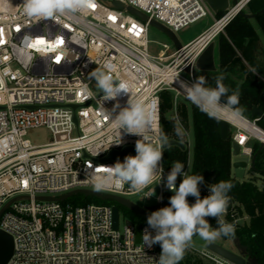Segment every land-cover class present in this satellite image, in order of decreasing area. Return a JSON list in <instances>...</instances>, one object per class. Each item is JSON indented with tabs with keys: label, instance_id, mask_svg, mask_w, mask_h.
Masks as SVG:
<instances>
[{
	"label": "built area",
	"instance_id": "2783aa9c",
	"mask_svg": "<svg viewBox=\"0 0 264 264\" xmlns=\"http://www.w3.org/2000/svg\"><path fill=\"white\" fill-rule=\"evenodd\" d=\"M118 1L174 33L211 14L203 0H97L94 8L60 17L57 23L36 22L21 15L18 6L23 0H0V230L14 240L8 264H155L162 252L159 244L143 248L142 235L148 225L134 218L135 212L129 207L95 203L75 206L69 198L60 200L71 192L86 190L129 201L134 196L154 199L159 210L164 207V196L173 193L165 183L170 171L165 169L164 155L165 180L141 193L130 191L128 185L110 191L93 188L90 177L94 168L113 165L115 161H106L110 154L135 149L140 137L122 130V143L111 145L118 140V133L109 127L103 107L112 112L117 100L121 108L126 107L131 93L102 101L103 94L99 95L89 74L108 64L113 79L131 85L154 110L152 139L158 143L162 136L161 93L172 92L175 107L182 97L186 98L178 83H172L173 78L179 76V80L193 83L192 77L185 76L186 70L252 0L231 5L180 50L163 44L157 56L150 49V21L112 7ZM26 34L44 43L34 39L22 44ZM57 57L59 64L54 62ZM175 119L180 124L176 112ZM258 120L244 121L257 127L261 138L230 123L231 130L235 129L233 143L240 147V155L251 159V142L264 144V130L258 127ZM41 128L50 131L52 141L34 145L28 139L29 132ZM185 134L188 148V131ZM189 164L185 167L188 175ZM182 179L178 177L177 186ZM152 187L155 194L144 198ZM121 206L131 215H126L123 227ZM115 207L119 210L117 230ZM227 214L228 209L224 218ZM149 231L155 235L154 230ZM194 251L209 264H232L208 249Z\"/></svg>",
	"mask_w": 264,
	"mask_h": 264
},
{
	"label": "clouds",
	"instance_id": "9594fccd",
	"mask_svg": "<svg viewBox=\"0 0 264 264\" xmlns=\"http://www.w3.org/2000/svg\"><path fill=\"white\" fill-rule=\"evenodd\" d=\"M96 2L97 0H23L18 7L21 15L28 19L36 22L52 20L57 23L58 18L82 13L91 9ZM44 37H47V33ZM56 38L57 36L54 39ZM34 39L43 40L26 34L22 44L25 41L31 43ZM70 40L72 42L71 37ZM60 41L62 44L65 42L61 35ZM54 62L59 64L60 59ZM89 77L94 78L99 95L103 94L102 101L117 100L121 93H131L126 107L121 108L117 100L112 112H109L102 105L109 117V127L118 133V140L111 145L122 143V130L125 134L140 137L135 143V156L128 155L123 162L117 161L110 166L99 165L94 168L90 177L93 188L96 191H110L128 185L130 191L141 193L150 186L161 183L165 180L162 161L163 148L168 143V138L162 135L158 143L153 142L152 130L155 121L153 108L134 93L131 85L113 79L109 74L108 64L93 70ZM224 79L223 74L218 75L215 78V87L208 86V80L204 76L197 77L191 84L179 80V76H176L172 83L177 82L179 90L185 97L210 119L239 124L246 119L243 108L239 106L240 92L238 88L230 90L223 83ZM117 109L119 112L113 116L112 113ZM175 132L178 137L182 138L184 135L179 127ZM180 176L183 179L177 187V179ZM165 183L174 193L169 199L170 206L162 207L148 215V227L144 229L142 235L143 248L144 246L151 248L155 244H160L162 248L155 264H180L186 251L193 246L194 236L205 242L235 236V224L227 222L224 218L230 203L228 193L234 187L230 181L222 180L209 185L210 195L201 198L199 185L204 183V177L188 175L185 172V165L175 161ZM154 194L155 187H152L144 198ZM189 196L195 198L194 204H189L187 199ZM206 217L215 218L217 226L213 227ZM149 228L155 231V235Z\"/></svg>",
	"mask_w": 264,
	"mask_h": 264
},
{
	"label": "trees",
	"instance_id": "16d2710c",
	"mask_svg": "<svg viewBox=\"0 0 264 264\" xmlns=\"http://www.w3.org/2000/svg\"><path fill=\"white\" fill-rule=\"evenodd\" d=\"M264 0H252L247 9V14H258L254 20L237 16L225 29L226 37L221 34L217 69L214 72H199V76H204L208 80V86L215 87V78L223 74V83L230 90L239 89V106L244 110V116L249 120H255L252 115L254 108L263 111V116L257 122L259 128L264 130V81L257 73H260L257 65L255 51L258 49L261 35L264 36ZM224 12L216 14L219 19ZM256 23L258 30L254 26ZM238 51L251 68L246 66L238 55ZM231 94V92L229 93ZM223 102V98H222ZM175 112L178 114L180 124L175 119ZM161 117L162 135H166L168 140H175L187 146V136L185 130H189L190 122L193 123L194 145L193 160L189 175H202L204 183L199 185L201 198L207 196L209 185L219 181H230L234 187L228 193L230 203L228 214L225 220L235 224V220L246 218L249 220L245 224H235L236 233L234 237H224L232 239L239 247L244 249L246 258L252 264H264V184L260 188L255 181L241 182L233 177V133L230 132L227 139L221 136V121L210 119L196 106L188 105L179 101L175 107V96L172 92L161 93ZM179 127L184 135L178 137L175 129ZM253 156L257 155L256 169L264 175V149L260 151L261 144L257 141L251 142ZM175 161H179L187 167L189 163V150H182L177 146H172L164 150V165L167 171ZM180 181L178 182L179 186ZM177 186V187H178ZM174 193L164 196V207L170 206L169 199ZM75 206L89 203L118 205L117 202L108 199H101L94 195L75 194L72 197ZM69 198V202H70ZM189 204L195 203V198L189 196ZM134 218L140 222L147 223V220L134 214ZM210 224L216 227V219H209ZM180 264H204L202 259L186 253Z\"/></svg>",
	"mask_w": 264,
	"mask_h": 264
},
{
	"label": "water",
	"instance_id": "95a60500",
	"mask_svg": "<svg viewBox=\"0 0 264 264\" xmlns=\"http://www.w3.org/2000/svg\"><path fill=\"white\" fill-rule=\"evenodd\" d=\"M239 0H205V3L207 4L208 8L210 9L211 12H213L215 15L219 12H228L229 9L231 8V5H236L238 4ZM112 7L118 10H126L129 13L135 15L139 19H141L144 22H149L148 16L145 14H142L138 10L132 8V7H125L124 4L121 1L114 2L112 4ZM264 13V10L260 11L259 14ZM240 15L244 16L247 19L254 20L258 14H247L245 12H241ZM150 24L152 27L156 28L157 30L163 32L166 34L172 43L174 44L175 49L180 50L183 47V44L179 41V39L176 36V33L171 31L169 28L166 26L152 20L150 21ZM216 59H215V43H211L209 47L205 50V52L199 57L195 65L190 66L187 70L186 73L188 76L192 77L194 80L198 77L199 72H214L216 71ZM73 109H76V106H73ZM252 115L260 119L263 116V111L260 110L259 108H254ZM74 121L77 122V119L74 118ZM231 132V124L228 123L225 120H221V136L223 139H227L229 134ZM172 146H177L182 150H186V146L178 141L175 140H168V143L164 146V149H167ZM264 149V144H261L260 146V151ZM128 155L135 156L136 151L135 149L128 148L125 151L121 153L113 152L110 154V156L107 158L106 161L113 160L115 162L120 161L123 162L124 158ZM240 155V147L236 144L233 143L232 145V156L236 157ZM257 155L255 154L252 157L251 160V166L252 168L257 172L262 174V172L258 171L256 169V159ZM248 166L247 163L245 162H234L233 167L234 168H246ZM75 194H84L86 196L89 195H94L97 196L101 199H108L112 200L114 202H117L118 204H122L124 206L129 207L132 209L136 214L141 216L142 218L147 220V217L149 213L143 209L138 208L134 204H132L129 200L113 196V195H104L99 192L95 191H86V190H79L75 192H71L67 194L66 196L62 197L60 200H66L70 197H72ZM2 213L0 214L1 217ZM119 227V210L117 207L114 208V228L117 230ZM140 227L137 228V241H140ZM235 242V241H234ZM236 244V242H235ZM237 245V244H236ZM237 248L240 250L239 253H235L231 250L226 249L223 245L217 244L215 242H208L206 244V249L209 251L223 257L224 259L228 260L232 264H252L245 256L246 253L244 249L239 247L237 245ZM158 249L162 251V248L159 244ZM14 253V240L13 237L4 231L0 230V264H8L10 261L11 257L13 256Z\"/></svg>",
	"mask_w": 264,
	"mask_h": 264
},
{
	"label": "rangeland",
	"instance_id": "374dc122",
	"mask_svg": "<svg viewBox=\"0 0 264 264\" xmlns=\"http://www.w3.org/2000/svg\"><path fill=\"white\" fill-rule=\"evenodd\" d=\"M203 1L205 2V0H203ZM247 9H248V7L244 10V12H247ZM215 20H218V19L216 18V15L213 12H211V14L208 17H206V18H204V19H202V20H200L194 24H191L188 27L177 32L176 36L179 39V41L184 45V44L192 41L193 39H195L199 34L204 32L205 30H207L211 25H213ZM253 23H254V26L256 27V29L258 30L256 23L255 22H253ZM149 38L152 41V44L150 45L151 53L155 56H157L160 53V51L163 49V47H162L163 44H168L171 46L172 49H175L174 44L172 43L170 38L166 34L157 30L154 27L150 28ZM185 76L189 77L188 74H185ZM180 100H181V102H185L188 105H193L187 98L182 97ZM231 132L234 133L235 129L232 128ZM188 134H189L188 150H189V163H190L189 165H190V170H191V165H192V160H193V145H194V132H193L192 121L190 122ZM52 138L53 137H52V134L50 133V131L45 129V128L32 130L29 132V135H28V139L34 145H43V144L49 143L52 141ZM233 159H234V162H245L248 164V166L246 168H234L233 167L232 174H233L234 178H236L237 180H239L241 182L255 181L260 188L263 186L264 175L257 173L252 168V166H251V160L252 159L251 158L241 154L239 156L233 157ZM72 199L73 198H70V203H71ZM130 201L132 204H134L138 208L143 209L145 211H148L149 214L153 211H157L156 202L154 199L147 201V200H141L139 196H134V197L130 198ZM121 210H122L121 211V226L123 227L125 217L127 214L130 215V213L128 212V210H125L124 208H122V206H121ZM132 216L134 217L133 214H132ZM206 219H208V221H209L210 217H206ZM248 221L249 220L243 218L242 220L240 219L239 224L242 225V224L247 223ZM214 242L217 244L223 245L226 249L231 250L235 253H239V251H240L232 239L226 240L224 237H222V238H220ZM207 243L208 242L201 240L198 236H194L193 237V246L191 248H189L186 251V253H191L193 256L201 259V257H199V255L194 251V249L198 250V251H203L206 249ZM204 264H209V263L204 261Z\"/></svg>",
	"mask_w": 264,
	"mask_h": 264
},
{
	"label": "crops",
	"instance_id": "0c3cea01",
	"mask_svg": "<svg viewBox=\"0 0 264 264\" xmlns=\"http://www.w3.org/2000/svg\"><path fill=\"white\" fill-rule=\"evenodd\" d=\"M224 37H226L225 32L223 33ZM215 59H216V67L218 63V54H219V45H220V40L217 38L215 40ZM238 55L241 57L242 61L246 66L251 68L249 64L246 62V60L242 57L241 53L238 51ZM255 55L257 56V65L259 66L260 73H257V76L264 81V36L261 35L260 37V43L258 45V49L255 51ZM234 163V159H233Z\"/></svg>",
	"mask_w": 264,
	"mask_h": 264
},
{
	"label": "bare ground",
	"instance_id": "6f19581e",
	"mask_svg": "<svg viewBox=\"0 0 264 264\" xmlns=\"http://www.w3.org/2000/svg\"><path fill=\"white\" fill-rule=\"evenodd\" d=\"M237 125L244 127L246 130H248L251 134L255 135L256 137H259V138L263 137L262 132L257 127H255L254 125L246 121H242Z\"/></svg>",
	"mask_w": 264,
	"mask_h": 264
},
{
	"label": "snow or ice",
	"instance_id": "6c2138e0",
	"mask_svg": "<svg viewBox=\"0 0 264 264\" xmlns=\"http://www.w3.org/2000/svg\"><path fill=\"white\" fill-rule=\"evenodd\" d=\"M92 7L94 8V7H95V5H93ZM112 19H114V18H112ZM37 43H38V44H43V43H44V41H43V40H38V41H37ZM60 43H62V42L60 41ZM56 59H57V60H59V59H60V57H57ZM100 170H101V169H97V171H100Z\"/></svg>",
	"mask_w": 264,
	"mask_h": 264
}]
</instances>
